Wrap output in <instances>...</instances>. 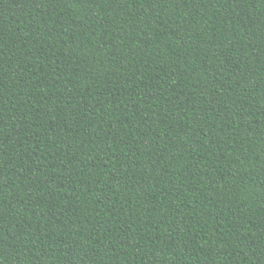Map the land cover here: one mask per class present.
Wrapping results in <instances>:
<instances>
[{"label":"trees","instance_id":"16d2710c","mask_svg":"<svg viewBox=\"0 0 264 264\" xmlns=\"http://www.w3.org/2000/svg\"><path fill=\"white\" fill-rule=\"evenodd\" d=\"M0 264H264V0H0Z\"/></svg>","mask_w":264,"mask_h":264}]
</instances>
